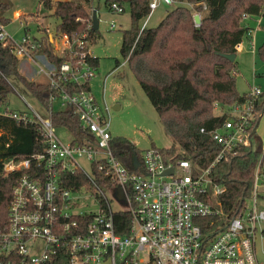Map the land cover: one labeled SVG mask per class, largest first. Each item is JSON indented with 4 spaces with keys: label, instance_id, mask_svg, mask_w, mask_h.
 <instances>
[{
    "label": "built area",
    "instance_id": "2783aa9c",
    "mask_svg": "<svg viewBox=\"0 0 264 264\" xmlns=\"http://www.w3.org/2000/svg\"><path fill=\"white\" fill-rule=\"evenodd\" d=\"M157 5V0L152 1L151 10ZM109 9L125 12L117 1ZM146 27L145 23L142 30ZM111 28H115L114 22ZM43 32L41 38L26 31L16 39L0 21V43L19 62L28 58L38 64L42 59L47 68L38 66V74L51 89L47 119L26 100L28 111L0 104V119L37 126L44 140L40 152L4 164L2 177L18 174V178L8 220L0 225V264H260L256 249L258 235L264 239V210L258 212V190L264 186L260 167L252 195L254 207L248 214L246 206L241 211L225 210L227 186L214 169L234 160L241 148H254L253 135L262 116L257 110L261 90L254 88L245 102L222 108L220 115L229 118L213 132L218 154L208 168L151 148L138 157L140 166L135 170L133 160L125 165L113 145L110 108L92 94L90 82L96 69L90 62L95 58L91 42L86 36L71 40L57 31ZM43 46L64 59L62 64L41 53ZM6 80L15 90L9 78ZM56 103L78 116L89 134L85 144L76 142L75 136L69 144L59 137L51 118ZM83 157L91 163V174L79 162ZM171 168L173 174L164 175ZM76 172L88 179L90 188L81 186L75 191L64 185V175ZM98 174L109 185L99 186ZM120 186L126 204L115 197ZM107 189L124 209H113ZM85 194L95 199L97 212L80 209ZM123 211L130 213L131 221L120 233L115 214Z\"/></svg>",
    "mask_w": 264,
    "mask_h": 264
},
{
    "label": "trees",
    "instance_id": "16d2710c",
    "mask_svg": "<svg viewBox=\"0 0 264 264\" xmlns=\"http://www.w3.org/2000/svg\"><path fill=\"white\" fill-rule=\"evenodd\" d=\"M113 1L123 7L127 2L131 11L133 27L123 33V57L184 154L168 155L174 154V149L161 151L178 159H191L201 168H208L218 154L213 132L229 118L214 114L217 105L243 103L248 96L240 94L236 88L237 61L231 62L223 55L237 54L250 30L244 25L245 19L264 18V0H172L173 9L160 25L144 30L140 25L152 13V0H108V7ZM42 5L59 20L58 33L67 34L71 40L86 36L90 42L96 41L99 29H94L91 0H42ZM7 9L8 5L0 0V14ZM197 13L201 15L200 26L194 20ZM37 19L39 23V14ZM39 29L47 30H43L41 24ZM40 52L48 54L57 65L64 61L47 46ZM90 62L97 69L99 59ZM6 78L20 80L28 92L48 108L49 84L23 75L18 58L0 43V104L8 103V96L14 92ZM257 110L263 113L264 102ZM51 118L56 128L68 129L76 142L85 144L89 139L72 109L54 111ZM113 145L118 149L119 159L127 166L131 165L134 152L141 157L136 146L126 138H114ZM43 146L44 140L37 126L0 119V225L8 220V207L18 178V174L2 177L4 164L12 158H26L40 152ZM259 167L264 176L263 150L246 147L241 148L231 162L216 166L214 174L228 190L223 200L227 212L241 211L246 206V199L252 198ZM97 177L99 186L109 185L102 175ZM64 185L75 191L81 186L90 188L88 179L79 172L65 174ZM258 192L260 198L264 186ZM115 221L118 231L124 233L131 215L127 211L116 213ZM121 223L123 225L119 226Z\"/></svg>",
    "mask_w": 264,
    "mask_h": 264
},
{
    "label": "rangeland",
    "instance_id": "374dc122",
    "mask_svg": "<svg viewBox=\"0 0 264 264\" xmlns=\"http://www.w3.org/2000/svg\"><path fill=\"white\" fill-rule=\"evenodd\" d=\"M107 1L91 0L93 11H97L99 30L96 41L90 44V52L93 57L99 59V65L95 70V77L91 80L90 86L92 94L98 102L102 105L107 104L111 110L110 131L113 137H123L132 142L141 156L151 148L167 149V151L174 149V154L168 155H183L184 152L161 122L150 98L132 72L127 60L123 57V33L133 27L130 7L127 2H124L125 12L117 14L109 9ZM1 2L7 4L8 9L0 14V19L7 23L6 30L16 39H21L26 31L34 37L41 38L44 32L38 31L40 24L43 30L47 29L50 33L55 34L57 31L59 20L52 11L44 8L42 0H1ZM157 2V8L140 26H144L146 23L150 29L157 28L173 9V6L164 0H157ZM37 14H39V23H37ZM24 15L26 17H23ZM259 19L261 18L250 17L244 21V25L250 30L237 52L234 74L237 91L240 94H250L254 88H259L263 94L259 97V102L262 104L264 102V55L262 54L264 18H262L261 23H259ZM113 22L115 23L114 29L111 28ZM26 61L28 58H21L19 68L21 73L30 79L24 70ZM37 63L32 62L35 69H38V66L47 68L42 59L37 60ZM9 80L15 90L8 96L7 107L17 111H28L29 109L25 104L26 100L43 119L49 117L46 107L28 92L20 80L16 78H9ZM37 81L45 82L46 78L39 76ZM64 108L62 103H56L53 110L62 111ZM222 108V106H218L214 114H222ZM56 132L66 144L73 142L74 135L68 129L57 127ZM253 144L255 150H264V111ZM79 162L87 173H92L91 163L86 158L79 159ZM105 193L115 211L124 209V206L114 198L110 190L107 189ZM245 204L248 214V211L254 207L252 198H247ZM80 205L82 206L81 210L88 212H97L98 210L95 199L86 194L83 196ZM258 206V212L264 210V192L260 193ZM262 226L264 228V223ZM256 249L259 263L264 264V239L260 234Z\"/></svg>",
    "mask_w": 264,
    "mask_h": 264
},
{
    "label": "water",
    "instance_id": "95a60500",
    "mask_svg": "<svg viewBox=\"0 0 264 264\" xmlns=\"http://www.w3.org/2000/svg\"><path fill=\"white\" fill-rule=\"evenodd\" d=\"M167 3L172 4V0H167ZM93 24H94V29L97 30L99 29V20H98V15H97V11H93ZM195 23L197 26L201 25V15L200 14H196L194 17ZM226 59L230 60L231 62H234L236 60L237 54H226L223 55ZM140 166V162H139V158L136 152H134L133 155V168L136 170L138 169ZM174 169L171 168L169 170H167L164 175H168V174H173ZM115 197L117 198V200L123 202V203H127L126 200V196L124 194V190L123 188L120 186L117 189L116 195Z\"/></svg>",
    "mask_w": 264,
    "mask_h": 264
},
{
    "label": "crops",
    "instance_id": "0c3cea01",
    "mask_svg": "<svg viewBox=\"0 0 264 264\" xmlns=\"http://www.w3.org/2000/svg\"><path fill=\"white\" fill-rule=\"evenodd\" d=\"M23 17H26L25 15ZM261 19H259V23H261ZM38 23V22H37ZM41 29H38V31H40ZM42 31V30H41ZM43 32V31H42ZM243 44V43H242ZM242 44L240 45V47L242 46ZM240 47H238V51L240 50ZM24 70L26 72L27 75L30 76V79L31 80H38V77L39 76H42L40 74H38V70L35 69L33 66H32V61L28 60L24 63ZM47 81V80H46ZM45 81V82H46Z\"/></svg>",
    "mask_w": 264,
    "mask_h": 264
}]
</instances>
